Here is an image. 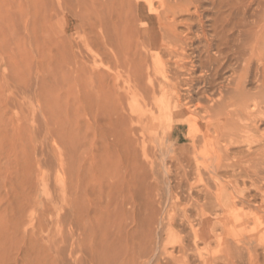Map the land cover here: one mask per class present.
<instances>
[{"label": "bare ground", "instance_id": "6f19581e", "mask_svg": "<svg viewBox=\"0 0 264 264\" xmlns=\"http://www.w3.org/2000/svg\"><path fill=\"white\" fill-rule=\"evenodd\" d=\"M142 1L146 4L148 12L154 16L146 17L142 14ZM21 11L26 17L27 38H31V34L39 37L40 33V40L35 36L37 72L43 77L44 72L49 69L50 79L52 78L53 84L60 89V93L52 94L49 98L41 96L38 125L35 132L31 131L35 133L36 138H40L41 143L50 141L62 144L60 150L52 147L51 160L44 162L46 167L49 166L50 173L66 175V179L55 187L60 193L58 198L61 197L64 205L57 209L52 264H217L219 259L220 262L224 259L228 263L236 257L231 240L238 241L237 245L242 244L243 248L246 249V246L248 250L254 245L253 242L256 243V240L252 242L250 238H243L245 232L247 235L248 230H251L250 221L254 222L255 227L252 226V230L259 235V242L263 244H260L261 249H264V217H260L261 212L264 213V205L253 207L252 204L256 202L247 194L250 190L235 188V192L228 193L230 185L220 181L215 182L216 205L205 204L209 199L202 190L205 193L204 204L195 202L197 213L193 210L191 212H195V215H181L183 219L180 225L190 226L187 231L190 232L185 231L186 235L182 236L183 232L174 229L177 222L174 216L169 217L175 220L174 223L171 219L165 221L163 200H159L155 191L153 192L154 186L152 188L150 182L147 183L149 176L145 177L146 165L143 170L141 163L144 161L138 162L137 150L140 148L136 149V145L141 143V137H145V132L151 128L153 130L158 117H171L174 112H183L192 118L198 110H203L207 115V118H204L209 121L206 127L217 128L216 139H220L218 136L221 131L224 132L233 124L232 114L235 115L229 113V109L231 111L234 108L236 113H241L237 114L236 124L245 123L242 126L244 128L250 129L251 124L260 121L252 117L254 114L247 112L251 108L247 103L253 101L254 107L258 109L262 105L258 103H264V0H25ZM65 11L71 13L77 22L62 28H53L50 25L53 16L59 17ZM180 17L183 19H179ZM144 19L147 22L142 25ZM150 22L158 24L159 30H150ZM181 27H184L185 31H180ZM31 28L33 33H30ZM155 28L157 27L154 26ZM82 34L88 38L85 40ZM157 35L161 36V43L164 40L167 45L165 47L172 46L168 53L172 57V63L173 59H176L173 67L165 63L163 66L162 63L154 64L152 67L150 62L148 68L149 52L144 53L143 49L147 47V38L151 40L152 49H156L153 44ZM77 38L84 39V44ZM188 48L196 55V63L186 62V52L190 51ZM161 52L164 55L167 51ZM47 56L50 58L49 63L45 61ZM161 58L164 61V58ZM24 59L25 56H21L23 66ZM30 66V63L26 64L27 69H31ZM195 72L200 73L199 76V73L195 75L198 78L192 77ZM151 73H160L165 79L172 78L177 83L171 86L166 81L156 88V83L152 84L150 81ZM123 76H126L127 80H122ZM151 77L154 80L155 76ZM44 78L37 80L36 84L40 95L46 85ZM250 84H255V87L249 88ZM177 86L186 87L189 99H186L187 96L182 98L184 93L179 95ZM131 87L138 93L132 92V105L128 112L123 101ZM206 93H210V98L207 99L209 105L203 97ZM213 94L219 95V100H214L211 97ZM227 95H237L243 100L226 102L223 97ZM154 108L160 116L153 113ZM234 110L232 112H235ZM197 115L199 116V113ZM133 122H136L137 126L139 124V128L130 126ZM169 126L171 127V124ZM22 129L27 131L23 125ZM23 130L21 132L24 133ZM191 132L196 133L195 130ZM30 134L29 132L28 136L32 138ZM149 134L148 132L147 136ZM193 138H190L192 146L196 140ZM248 138L249 136L247 140ZM212 140L218 141L214 138ZM203 141L200 143L202 146L207 144L202 143ZM196 143L200 146L199 141ZM214 144L210 145L211 148L207 145L205 148L210 159H214L211 160L213 163L205 166L204 161L202 162L205 170L211 169L208 172H211L212 176L221 173L224 158L219 153L223 150L217 149L219 144H215L217 147ZM181 155L183 154H180V157ZM187 156H184V160L190 161L192 157L189 158L188 154ZM39 162L42 163V160ZM193 162L196 160L191 163ZM188 165L193 166L194 163ZM188 165L182 168H188ZM193 168L196 166L191 167L192 170ZM192 170L187 172L190 174ZM197 174L198 177L202 175L199 171ZM259 175L261 174L258 172L254 176L256 184L260 180L264 182V177L260 178ZM217 176L214 177L215 180ZM185 177L187 176L183 178ZM198 182L202 183L201 180ZM257 194V198L262 196L259 192ZM262 197L264 199V195ZM191 203L193 202L189 204ZM191 206L193 209L194 205ZM186 208L189 211L188 207ZM210 208L218 210V213L221 211L222 217L211 219L207 212ZM166 215L168 217V214ZM233 222L235 226H230ZM195 227L198 229H194ZM239 227L241 229L238 230ZM219 230L222 231L221 234H217ZM251 233H248L249 237L256 235L253 233L251 236ZM200 243L206 245L205 252L198 250ZM212 244L217 245V250L210 249ZM237 245L235 249L239 250L240 246L237 248ZM238 250L235 252L238 253ZM247 253L250 254L249 251ZM243 255L244 253L242 258ZM262 260L264 264V259ZM238 261L235 263L240 264L241 258ZM249 261L246 264L251 263ZM257 262L256 264H259Z\"/></svg>", "mask_w": 264, "mask_h": 264}, {"label": "rangeland", "instance_id": "374dc122", "mask_svg": "<svg viewBox=\"0 0 264 264\" xmlns=\"http://www.w3.org/2000/svg\"><path fill=\"white\" fill-rule=\"evenodd\" d=\"M130 1H134V0H130ZM141 3L143 5L142 14L146 17L154 16L153 13L150 14V12H148V8L146 4L143 1ZM24 4H25V0H0V264H52V258L54 257V249H53L52 242H53V233L56 229V218H57V213H58L57 209L64 205V203L61 202V197L58 198V196H60V193L59 191L55 190V187L57 185H60V183L66 179V175L64 173H54V174L50 173L48 169L49 166L46 167L47 165H45L44 162L51 160L52 147L56 148L57 150H60L62 148V144L60 142H50V141L46 143H41L40 138H36L35 133L33 132H35L36 126L38 125L37 120L40 117L39 106L41 105V100H42L41 96L45 95V97L49 98L51 97L52 94L57 95V93H60V91L58 92V90L60 89H57V87L53 84L52 78L50 79L51 74H48L50 73L49 69L45 71L46 74L44 72L43 77L41 76L42 74H39L37 72V69L35 66H36V61L38 60V54H37V45L35 43L37 40L35 36L39 40L41 38H40V33H39V37L36 34H31L32 35L31 38H27L28 30L26 29V27L28 26H26V22H25L26 17L25 15L23 16L21 13L22 12L21 9L23 8ZM63 13L59 17L53 16V19L50 23V25L53 28L54 27L62 28L70 23L77 22L71 13H68L67 11ZM179 19L182 20L183 18L180 17ZM143 21L144 22H142V25H144V23L147 22L145 19ZM150 26H151L150 30L152 29L154 31H156V29L159 30V26L158 24L156 25V23L150 22ZM154 26H156L157 28L154 29ZM179 29L180 31H183L184 27L183 28L181 27ZM30 33H33L32 28L30 29ZM82 37H84V39L88 38L87 36H84V34H82ZM84 39L77 38V40H79V42H81L82 45L84 44V41L86 40ZM154 39L156 40L153 46H156V49L155 48L152 49V43L149 38L146 39L147 47L143 49L144 53L146 51L149 52L148 53V68H150V62H151L152 67L154 66V64L158 65L161 63H162L161 66L166 64V65L173 67L174 66L173 63L176 59L174 58L173 63H172V59H171L172 57H170L168 53V49H172V46L168 45V47H165L167 45H165L164 40H162V43L161 41H159L161 39V36L159 37L157 35L154 37ZM158 49L160 50L158 51ZM192 49L190 50V48H188L187 50H190V51L186 52L188 53L186 54L187 56L186 58H188L186 62L189 64L190 62L196 63V58H195L196 55H194L193 52L191 53V51H193ZM161 50L162 51L165 50L167 52H164V55H163V52H161ZM150 53H151V56H150ZM159 53L161 56H159ZM190 54L193 57H190L191 56ZM211 54L214 55V53H211ZM21 56L22 58H24L25 56V59H24L25 67L21 63ZM149 57H150V60H149ZM161 57L164 58V61ZM157 58L159 59L161 58L160 59L161 61L159 59L157 60ZM190 58H193V60H191ZM49 60H50L49 57L48 59L47 58L45 59V61L47 62ZM28 63L31 64L30 66L31 69L26 68V64ZM196 73L198 74L199 72H195V74H193L192 77L197 75ZM226 74H229V73H226ZM199 75L200 73L198 74V76ZM229 75H226V76H229ZM151 76H155L154 80H152L153 77ZM151 76L149 77L150 81L152 84H155V83L157 84V85L156 84L154 85L156 88L158 87V85H160V83L161 85H163L166 81L171 86H175L177 83L176 81L174 82L171 77H168L169 79L171 78L170 80L165 79L163 75H161L160 73L159 74L151 73ZM42 78L45 79L46 85L44 86V89L41 92L42 95H40L39 90L38 89L36 90L37 88L36 84L38 83L37 80L38 81L42 80ZM159 78L161 79V81ZM194 78H198V77L195 76ZM122 80H127V77L123 76ZM28 85L30 88L27 87ZM198 86H201V85H198ZM183 87L184 86H177L179 95L184 93L183 95H181L182 98H184V96H187L186 99H189L188 95H186L187 94L186 87L185 88ZM254 87H255V84H250L249 86V88H254ZM128 90H127V95H125L126 98L123 101V103H124L125 108H128L127 111L129 112L130 105H132V102H131L132 101L131 97L133 95L132 92L134 91L133 93L135 94H137L138 92H135L136 89L134 87H131L130 90L129 91ZM72 91L74 92L75 89H72ZM158 93L159 92H157V96L160 95V94L158 95ZM209 95L210 93H206L203 95L206 101L207 99L210 98ZM213 96H215L216 99ZM235 96L236 97H234L233 95H230V96L227 95V97L225 98L223 97V99L226 100V102H234L239 99H240L239 101L243 100L241 97L239 98V96L237 95ZM211 97L214 100H219L220 98V96L217 94H213ZM232 99H235V100H232ZM126 102H127V105H126ZM208 103L209 102L207 101L206 104L209 105ZM247 104L249 105V108L251 107L247 112H251L252 114H254L252 117L253 118L256 117L260 121L257 124H251L250 129L244 128L242 126H244L245 123L236 124L237 122L236 118H238L237 114L238 113L241 114V113L240 112L236 113V109L234 110V108H232L231 111L229 109V113H234L235 116H233L232 114L233 124L228 127L229 129H225L224 132L221 131L218 136V138L220 139L222 137H223L222 139L225 138L224 141L222 139L221 140L216 139L217 136L215 135H217V128L213 126L207 128L206 126L209 122L207 119H205L207 118V115L203 112V110H198L199 112L197 111L196 115H194L192 118L190 117L191 119L189 118V116L184 115L183 112L182 113L179 112L183 117L181 115L179 116V113H176V112H174L175 114L173 113L171 117L165 116L166 118H164L163 116L161 117L157 116L159 119L155 125L158 124L159 126L158 125L153 126V130L154 129L157 130V131L155 130L156 133L154 134L155 131H153L152 128L147 130V132H145L146 133L145 137L143 139L141 137V143L136 145V149L140 148V150H137L138 155H139L138 162L141 163L142 161H144L141 163V166L144 167L143 170H145V165H146L147 171L145 173V177L149 176L148 177L149 181H147V183L149 184L150 182L149 185L151 187L154 186L155 189L152 187L153 192L155 191L154 193L157 195V198L159 200H163L162 208H163V213H164L163 216H165L166 218L165 221L167 222L169 219H171L174 216V219L175 220L177 219L176 220L177 222L171 219V221L173 220L172 221L173 223L174 222L176 223L174 225L175 228L174 227L173 228L176 229L178 232H183L184 234L181 233L182 236L186 235V232L190 230V226H186L187 225L186 224L185 226L182 227V225H180L181 220L183 219V217L195 215V212H191V211L193 210L196 211V206H195L196 203L199 202L201 205L204 204L203 197H205V195L203 194L206 193L209 199L208 202H205L206 200L204 201L205 204H213V205L215 204L216 205V203H214L216 202L214 197H215V192L217 191V188H216L217 186L215 182L219 183L220 181V182L227 183L228 185H230L231 187L230 186L228 187L230 189H227L228 193L235 192L236 191L235 188L239 190L244 189V188L248 189L250 191L247 194L251 195V200H255L256 202V203H253L252 206L259 207V205L261 206L264 205V199L262 197L264 195V182L260 180L261 183L259 182L256 184L255 182L256 177H254L256 173L258 172L259 174H261L259 175L260 178L264 177L263 176L264 174H262V172L264 173V170H263L264 169V103L263 102L258 103L259 105L262 104L260 105L261 107L259 106L260 107L259 109L254 107L253 101H250ZM233 110L235 112H232ZM153 111H154L153 113H155L156 115H159L156 109ZM198 113H199V116L201 115L200 117H202L203 119H201L197 115ZM160 118L165 121L161 120ZM222 118L224 119V117ZM167 123L169 125L171 124V127ZM248 124H250V122ZM21 125H23L24 128H26L28 132L23 129L22 130L24 131V133L21 132L22 131ZM235 125L237 126V128H235L236 127ZM130 126L136 129L139 128V124L137 126L136 122H133ZM231 128L233 129L235 128L236 130L235 129L233 130ZM240 128H242V130ZM211 129H213V131ZM244 129L245 131H243ZM190 130L191 131L195 130L196 133L191 132ZM230 130H233V131H230ZM201 131H203V133H201ZM228 131L231 134L233 133L232 135L233 136L235 135V136L233 137L232 135H230ZM29 132L31 133L30 135L32 136V138L28 136ZM148 132L150 134L147 136ZM206 133H208L207 134L208 136L205 135V137H203L202 135ZM196 136L197 137L200 136V137L197 138ZM210 136H213V137H210ZM242 136H244V138ZM247 136H249L248 140H247ZM193 137H195L196 140H194L195 145L192 146V142L190 138H193ZM213 138L218 141L216 142H213V140L211 141V139ZM196 141L197 142L199 141V145L201 147L197 145L198 143H196ZM201 141H203L202 143L207 142V144H203L202 146V144H200ZM227 141L229 143H227ZM142 142L144 144H142ZM211 142L215 143L216 145L219 144V146L217 145L218 147L215 144L214 145L217 147L218 150L219 149L223 150L222 152L219 150L220 151L219 153L222 156V158L226 157L225 159L224 158L222 159L223 161L222 169L223 170L222 169L220 170L221 173L218 172L219 176H217L218 173L217 175L213 174L212 176L211 172H208L211 169L205 170L204 167L202 166L203 161H204L203 165L211 164V162L213 163L214 161V159L212 158L210 159L208 153H206V150H205L206 145L209 147L210 145L211 146L213 145V143ZM195 146L197 147V149ZM143 147H145V149H148V150L146 151L145 149H142ZM198 147L200 148L203 147L204 149L202 148L200 152L198 153L197 151L200 149V148L198 149ZM183 148H185L184 151H183ZM192 148L193 150H191ZM160 149L166 152L164 153L160 151ZM141 152L144 155V157H142L143 155L141 154ZM148 152L150 154H148ZM189 152L192 153L191 156ZM161 153H163V155ZM193 153H196V154H193ZM42 154L45 159L42 157ZM180 154H183V155H181L180 157ZM187 154L190 156L189 158L192 157L190 161L184 160L185 159L184 156H187ZM199 154L203 157H201ZM193 158H196V159H193ZM182 159L184 161H182ZM40 160H42V163L39 162ZM193 160L194 161L196 160V162H193L194 165L193 163H191ZM187 162L190 165L192 164L193 166H189ZM143 163H145L144 166H143ZM185 165L186 166L188 165V168L187 167L182 168ZM194 166H196V168L195 169L193 168L192 170L191 167H194ZM189 169L192 170V172L189 171L190 174L187 172ZM197 170L199 171L200 174H202L201 175L202 177L201 176L198 177ZM201 170H203V172ZM183 171L184 172L186 171V172L183 173ZM184 176H187V177L183 178ZM216 176H217V180L214 179V177L216 178ZM198 178H201L200 180L202 181V183L198 182L200 181ZM167 179L169 180L167 181ZM260 187L263 188L262 191H261L262 188L260 189ZM202 190L205 191V193H203ZM257 192H259V194H262V196H259L257 198L256 197L258 196ZM193 193H196V195L195 194L193 195ZM188 202L189 203L193 202V203L189 204ZM192 204L194 205L193 209L191 206ZM186 207H188L189 211L187 210ZM208 210L209 211L207 212H209V214L208 213L207 214L211 216V219H214V218L220 219L222 217L221 211H219L220 213H218V210L214 211V210H211V208ZM238 210H240V208H238ZM166 214H168V217ZM260 215H261L260 217H264L263 212H261ZM177 224L181 226L182 228L186 227L184 228V231L182 230V228L180 229V227ZM253 224L254 222L250 221V224H249L250 227L249 226L248 227L251 228V230L248 228L250 231L248 230L247 235H246V232L245 234L243 232L244 234L243 238H246L245 240L250 238L252 242L253 240H256L255 242L257 243L256 244L253 242V244L256 246L254 247L253 245L250 250H248L247 247L244 246L247 249V251L250 252V254L247 253V251L245 252L246 249L243 248L242 244L237 245L238 241L231 240L233 238H230L231 240L230 242L234 244L233 249L235 251L238 250V249H235L236 248L235 245H237V248H239L238 246H240L238 253H236L233 250L234 251L233 254L236 255V257L232 254V256L235 257V260L236 259L237 260L235 261L231 259V261L227 263L226 261H224V259H222L221 262L219 259V261H217L218 263L216 262L217 264H233L237 262L238 260H240V258H241L240 264L241 263L243 264V260L245 261L244 264H246V262H248L249 260H250L249 262L253 264H256L257 262L256 260H259L261 262L260 263L258 261L257 263L263 264L262 259H264L263 258L264 255L261 257V255L264 254L263 253L264 249L263 250L261 249L263 244H261L262 242L261 243L259 242V235L256 233V231L254 232L252 230L255 227ZM230 226H235V223L233 222ZM194 229H198V227H195ZM239 229L241 228L239 227L238 230ZM220 232L222 231L219 230L217 234H221ZM249 232L250 233L252 232L251 236L253 233L256 235H253V237H249V234H248ZM237 238L240 239L242 237H237ZM232 241H235V243ZM200 244H201L200 245L201 247L198 245V250L201 252H205L207 250L205 249L207 248L206 245L203 243H200ZM216 246H217L216 244H212L210 246V249L217 250ZM170 249L171 248H169L168 250L171 251ZM193 249L195 248L193 247ZM240 249L242 251V254L244 253L243 258L241 257L242 254L241 256L239 254ZM252 249L254 251H252ZM256 249L258 250L256 251ZM257 256L258 257L260 256L259 257L260 259L254 258ZM251 263H248V264H251ZM235 264H239V263H235Z\"/></svg>", "mask_w": 264, "mask_h": 264}]
</instances>
